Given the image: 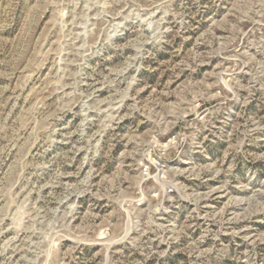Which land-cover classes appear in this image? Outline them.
<instances>
[{
  "label": "rangeland",
  "instance_id": "obj_1",
  "mask_svg": "<svg viewBox=\"0 0 264 264\" xmlns=\"http://www.w3.org/2000/svg\"><path fill=\"white\" fill-rule=\"evenodd\" d=\"M0 264H264V0H0Z\"/></svg>",
  "mask_w": 264,
  "mask_h": 264
}]
</instances>
